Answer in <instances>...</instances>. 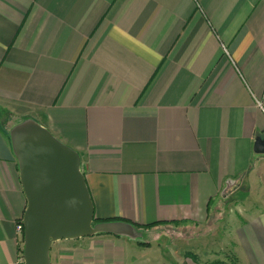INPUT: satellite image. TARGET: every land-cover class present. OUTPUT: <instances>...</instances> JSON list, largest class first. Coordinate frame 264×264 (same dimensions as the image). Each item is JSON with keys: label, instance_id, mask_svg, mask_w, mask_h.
<instances>
[{"label": "crops", "instance_id": "crops-1", "mask_svg": "<svg viewBox=\"0 0 264 264\" xmlns=\"http://www.w3.org/2000/svg\"><path fill=\"white\" fill-rule=\"evenodd\" d=\"M27 120L80 154L95 222L139 233L56 242L52 264H264V0H0L1 264L23 258ZM219 234L214 260L181 250Z\"/></svg>", "mask_w": 264, "mask_h": 264}, {"label": "water", "instance_id": "water-1", "mask_svg": "<svg viewBox=\"0 0 264 264\" xmlns=\"http://www.w3.org/2000/svg\"><path fill=\"white\" fill-rule=\"evenodd\" d=\"M21 186L27 201L23 215L24 264H52L51 248L62 240L98 234L138 238L130 223L95 222V208L81 169V156L34 120L11 131ZM264 155V138L254 143Z\"/></svg>", "mask_w": 264, "mask_h": 264}, {"label": "rangeland", "instance_id": "rangeland-1", "mask_svg": "<svg viewBox=\"0 0 264 264\" xmlns=\"http://www.w3.org/2000/svg\"><path fill=\"white\" fill-rule=\"evenodd\" d=\"M22 120V119H21ZM16 124H17V122H16ZM15 124V121H13V123H9V127H10V130L16 125ZM257 157H264V155L262 156V155H256ZM260 170H258V167H257V169H256V172L257 173H260L259 172ZM261 172H263L262 170H261ZM18 174H19V166H18ZM261 174V173H260ZM255 178L257 177V176H254ZM19 179H20V177H19ZM254 181V180H253ZM256 183V182H255ZM254 183V184H255ZM254 187V186H253ZM261 208L264 210V206H261ZM229 225L227 224V225H225V227L227 228V230H229V227H228ZM169 229V228H168ZM171 229V228H170ZM164 235H167V234H169V235H171V236H174V237H178L179 235H183V236H185V237H187V236H189V237H193V242H196V239H197V237H198V234H196V232L195 231H188V230H182V229H180V230H178L176 233H174V234H170V233H168L167 231H166V233H163ZM220 236H217V237H215V238H212V237H206L204 240H199L200 241V243L198 244V245H196V244H194V243H191V244H189V246H184L183 248H181V250H184V249H188L189 251H193L194 253H198V258H199V260H200V262H202V261H211V260H214L215 258H217V255L216 254H221V253H223V251L225 250V248H226V246L224 245L225 244V242H227V241H225V238H223L222 239V236H221V234H219ZM219 238H221V243H219L218 241H217V239H219ZM225 241V242H224ZM159 244H162V250H164V252L165 251H168L169 249H172V248H169V246L171 247H173V248H176V247H178L179 246V244H178V242L177 241H174V240H172V239H170V237H168V236H164V237H162V239L158 242V243H156L155 244V247H158L159 246ZM199 246V249L197 250V249H195L196 247H198ZM225 246V247H224ZM197 251V252H196ZM170 252H171V250H170ZM232 255V254H231ZM197 258V257H196ZM196 258H195V260H196ZM232 258H233V256H232ZM230 259V258H228V260H231L229 263H231L232 262V264H237V259ZM198 260V259H197Z\"/></svg>", "mask_w": 264, "mask_h": 264}, {"label": "built area", "instance_id": "built-area-1", "mask_svg": "<svg viewBox=\"0 0 264 264\" xmlns=\"http://www.w3.org/2000/svg\"><path fill=\"white\" fill-rule=\"evenodd\" d=\"M17 229H18V231H19L20 233H24V227H23V224H22V223H19V224L17 225ZM0 264H1V262H0ZM15 264H24V258H22L21 261H18V262L15 263Z\"/></svg>", "mask_w": 264, "mask_h": 264}, {"label": "trees", "instance_id": "trees-1", "mask_svg": "<svg viewBox=\"0 0 264 264\" xmlns=\"http://www.w3.org/2000/svg\"><path fill=\"white\" fill-rule=\"evenodd\" d=\"M20 223H22V219H21ZM22 241H23L22 243H23V248H24V233H23V240ZM210 264H224V263L223 262H213Z\"/></svg>", "mask_w": 264, "mask_h": 264}]
</instances>
